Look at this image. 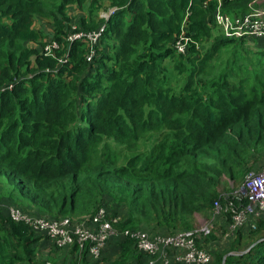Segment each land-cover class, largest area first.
<instances>
[{
	"label": "trees",
	"instance_id": "1",
	"mask_svg": "<svg viewBox=\"0 0 264 264\" xmlns=\"http://www.w3.org/2000/svg\"><path fill=\"white\" fill-rule=\"evenodd\" d=\"M74 5L86 12L75 23ZM218 7L234 18L264 0H0V264H143L150 256L122 230L192 229L261 167L251 160L264 156V37L225 35ZM9 206L51 219L103 207L121 233L94 259L13 220ZM226 243L208 264L229 252L224 264H264V213Z\"/></svg>",
	"mask_w": 264,
	"mask_h": 264
},
{
	"label": "built area",
	"instance_id": "2",
	"mask_svg": "<svg viewBox=\"0 0 264 264\" xmlns=\"http://www.w3.org/2000/svg\"><path fill=\"white\" fill-rule=\"evenodd\" d=\"M113 11L114 7L108 9L107 14L102 17L107 18ZM215 19L225 35L264 37V11L260 8H254L244 15L233 18L222 13L218 7ZM102 30L103 28L100 27L97 31L87 33L86 37L91 42H95ZM82 35L83 33L72 34L73 37ZM188 39L181 33L174 42L175 49L184 53ZM231 197L232 199L223 205L215 201L210 211L211 214L215 213L224 218L225 213H230L231 222L227 223L225 235H232L235 230L245 226L248 220L251 229H254L256 220L264 213V163L258 170L249 171L245 175L238 188L232 190ZM245 198L248 199L247 204L242 203V199ZM232 200L238 205L235 206ZM8 210L13 220L24 221L35 232L45 235L52 244L63 247L76 242L80 251L87 247L94 259L100 256L108 238L121 233L116 228L120 216L107 213L103 207H99L93 214L77 218L65 216L59 219L33 216L15 206H9ZM211 229L212 224L206 222L199 227L178 230L167 235H151L147 231L130 229L122 230V234L135 241L138 251L150 256L143 264H156L160 247L172 249L173 258L179 263L208 264L212 260V253L201 246L200 242L211 233ZM44 264L54 263L45 260Z\"/></svg>",
	"mask_w": 264,
	"mask_h": 264
},
{
	"label": "rangeland",
	"instance_id": "3",
	"mask_svg": "<svg viewBox=\"0 0 264 264\" xmlns=\"http://www.w3.org/2000/svg\"><path fill=\"white\" fill-rule=\"evenodd\" d=\"M102 3H104V1H102ZM106 4H105V7H106ZM105 7L102 8V9H100V10H98L99 16H103V15H106L107 14V12L105 11ZM109 9H111V8L109 7ZM83 14L85 15L86 12L83 9H81L80 7L75 6V5H74L73 8H71V10H69V15L73 18V22L74 23ZM129 15H130V13H129V11H127L125 13V16L128 17ZM35 25H37V27L43 28L47 32H49L51 30V24H50V21L49 20H41V19H39L38 21H36V24ZM71 28L72 29L74 28V24L71 25ZM262 159L264 161V156H261V157H260V155L254 156V158H252V160H251L252 166H254V163H260V162H262V161H260ZM253 170H255V169H248L247 172L245 173V175L249 171H253ZM4 175H5L4 173H3V175H0V197L2 196V197H7L8 198L7 192L9 191L8 190L9 187H8V184H7V181H6V178H5ZM245 175L239 181H236V183L233 184V185H232V182H230V185H232L233 189H237L238 188V186L243 182V180L245 178ZM31 212H34V211H31ZM206 222H209V223L212 224V229H211L212 231H211V233L217 231V234H218L221 231V234H220V237H218V240L216 242L214 241L213 243H211V242L210 243H204V247L205 248L207 247V249H208V246H209L210 247L209 250L211 252H212V250H214L215 247L217 248V245H219L221 247H224L227 244L226 242L228 241L230 235H228V236L225 235V233H226V229L225 228L227 227V224H224L225 222L223 223V217H221L220 215H217L215 213L211 214L210 212H209V215H207V216L197 215L196 216V222H195V226L194 227H199V226L205 224ZM220 222L223 223L226 227L224 228L223 225L220 224ZM249 223H250V220H248L247 221V224L245 225L247 228L250 227ZM221 229H225V231L224 230H221ZM244 231H247V229H245ZM215 243H216V245H215ZM46 251H49V249L47 248Z\"/></svg>",
	"mask_w": 264,
	"mask_h": 264
},
{
	"label": "crops",
	"instance_id": "4",
	"mask_svg": "<svg viewBox=\"0 0 264 264\" xmlns=\"http://www.w3.org/2000/svg\"><path fill=\"white\" fill-rule=\"evenodd\" d=\"M224 222H226L225 218H223V223ZM223 223L220 222V224L223 225V227L225 228L226 226L224 224H227V223H224V224ZM151 235H155V234H151ZM159 235H162V234H159ZM156 264H181V263H179L178 261H176L173 258V250L172 249L160 247L159 248V255L157 256Z\"/></svg>",
	"mask_w": 264,
	"mask_h": 264
},
{
	"label": "water",
	"instance_id": "5",
	"mask_svg": "<svg viewBox=\"0 0 264 264\" xmlns=\"http://www.w3.org/2000/svg\"><path fill=\"white\" fill-rule=\"evenodd\" d=\"M258 241H260V239L257 240V241H255L254 243H252V244L250 245V247L253 246L255 243H257ZM250 247H249V248H250ZM249 248H248V249H249ZM248 249H247V250H248ZM245 251H246V250H245ZM243 252H244V251H242V253H243ZM228 254H235V253H233V252H229ZM228 254H226V255H228ZM226 255L223 256L222 264L225 263V257H226Z\"/></svg>",
	"mask_w": 264,
	"mask_h": 264
}]
</instances>
